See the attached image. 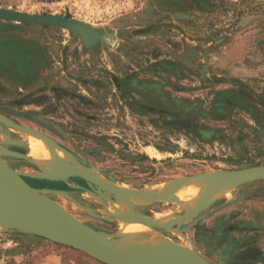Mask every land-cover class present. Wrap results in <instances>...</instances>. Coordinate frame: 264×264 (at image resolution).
Segmentation results:
<instances>
[{
  "label": "rangeland",
  "instance_id": "rangeland-1",
  "mask_svg": "<svg viewBox=\"0 0 264 264\" xmlns=\"http://www.w3.org/2000/svg\"><path fill=\"white\" fill-rule=\"evenodd\" d=\"M0 7L69 17L101 35L85 48L64 28L0 20V108L9 109L0 115L84 161L111 193L71 174L27 176L34 188L114 240L122 241V220L139 214L177 222L169 240L211 264L247 261L251 244L264 258V179L235 185L196 216L182 199L126 209L104 198L119 200L116 187L158 191L185 177L264 165V0H0ZM176 119L194 127L163 122ZM27 132L0 123V143L41 163L24 145ZM3 150L18 172L42 173ZM8 228L0 227V264H56L53 250L66 248Z\"/></svg>",
  "mask_w": 264,
  "mask_h": 264
},
{
  "label": "water",
  "instance_id": "water-1",
  "mask_svg": "<svg viewBox=\"0 0 264 264\" xmlns=\"http://www.w3.org/2000/svg\"><path fill=\"white\" fill-rule=\"evenodd\" d=\"M0 20L25 25L56 26L64 28L81 36L84 39L85 48L93 47L101 38L100 32L96 31L93 27L85 25L75 19H68L60 15H35L0 7ZM151 29L152 27L139 29L136 30L134 34L138 36L144 35L149 33ZM114 79L117 82V78ZM4 110L7 111L8 109L5 108ZM0 117V123H4L10 128L27 130L44 138L45 140L53 141L48 136L37 130L30 129L16 123H9L3 119L1 115ZM163 122L166 126L182 128L184 130H191L194 127L193 121L187 119L164 120ZM0 146L5 148L2 153L7 156L24 159L27 162L36 165L42 171L41 174L35 175L18 172L13 169L0 155V200L11 205L17 213V216L13 217L12 222L8 223L10 226L8 229L18 230L77 250L102 264H155L158 254L145 255L119 248L116 243L118 240H114V235L102 233L78 220L52 198L43 194L40 190L32 187L25 179L29 176L49 181H60L64 177L56 178L49 176L45 169L34 159L29 157V155L17 153L8 148L11 145H2L0 143ZM71 157L75 161V158L72 155ZM75 164L77 166L70 164L65 166L67 175L71 174L77 177H82L106 190V187L91 174L90 169L77 161H75ZM219 174L224 177L223 179L226 182H240L243 184L264 179V165L237 171L219 172ZM136 192V195H146V191ZM63 193L68 194L66 192ZM104 198L113 204L117 203V200H112L106 195H104ZM174 200L176 202L179 201L176 199ZM169 201L171 200L169 199ZM207 208L208 207L199 209L193 216L201 214ZM135 220L158 229L168 235L164 225L159 220L151 218L143 219L140 217H136ZM165 264L211 263L198 255L196 260L192 262L167 261Z\"/></svg>",
  "mask_w": 264,
  "mask_h": 264
},
{
  "label": "bare ground",
  "instance_id": "bare-ground-1",
  "mask_svg": "<svg viewBox=\"0 0 264 264\" xmlns=\"http://www.w3.org/2000/svg\"><path fill=\"white\" fill-rule=\"evenodd\" d=\"M25 144L31 150L36 151L38 157L41 158V163L38 160L36 162L43 166L47 174L51 177L61 178L65 175L67 176L65 166L67 164L72 165V163L75 162L74 159L70 157L71 155L68 156L69 154L67 151L62 149L56 142L45 140L30 131H28L25 136L24 145ZM223 178L224 177L219 173L215 175L204 174L198 177L188 178L184 181H179L177 184L169 185L158 191H148L146 192V195L143 196L136 195L135 193L137 192L131 193V191H120V189L116 187V192L120 201L117 199V203L113 205L119 206L121 203L122 207L128 209L129 207H136L137 205H147L157 200L170 199L173 201L174 199H182L186 210L190 211H188V214L191 215L196 213L199 209L209 207L211 203L216 201L222 195L229 194L232 187L241 184L240 182H226ZM102 180L105 181V179ZM103 182L101 183L106 187L107 192L111 193L110 188H108ZM105 183L109 182L105 181ZM124 213L133 216L131 211L126 210ZM122 215L128 217L124 214ZM15 216H17L16 210L11 205L0 200V227L4 224L9 226L8 223H11ZM136 217L149 219L140 216L139 214L134 215L132 218H124L122 220L123 222H121V227L124 231L121 232L122 234L119 233L118 235L120 239L122 238V241L116 242L119 248L145 255L158 254L155 264H165L167 261L192 262L196 260L199 254L187 244L184 243V245L178 246L176 243L169 240L166 233L142 222L136 221ZM183 219L184 218H182V220ZM124 220H127L128 222ZM176 223L170 222L169 224L162 222L165 230L171 232L172 229H176ZM135 224H140L142 227L136 226Z\"/></svg>",
  "mask_w": 264,
  "mask_h": 264
},
{
  "label": "flooded vegetation",
  "instance_id": "flooded-vegetation-1",
  "mask_svg": "<svg viewBox=\"0 0 264 264\" xmlns=\"http://www.w3.org/2000/svg\"><path fill=\"white\" fill-rule=\"evenodd\" d=\"M5 108H0V111L1 112H5V113H7V112H9V109L7 110V111H5L4 110ZM10 149H12V150H14V151H23L24 149H19L18 147H10ZM84 165H85V162L84 161H81ZM201 175H204V174H201ZM198 176H200V175H198ZM106 178H108L109 180H111L110 179V176H108V175H106ZM26 179V181L32 186V187H34L29 181H28V179L27 178H25ZM60 184H62V183H60ZM59 184V185H60ZM50 189H54V190H58L59 189V186H54V185H51V186H48ZM82 192H86V191H82ZM106 192V191H105ZM237 230V227H235V231ZM255 246V244H251V245H249L248 246V251L247 252H245L246 253V256L248 257V259H247V261L246 260H244L243 258H237V259H235L234 260V262H231L232 264H256V263H259V262H262V261H264V258H262V257H258L257 256V252L255 251V250H250L252 247H254ZM237 251V250H236ZM240 251H241V249H240Z\"/></svg>",
  "mask_w": 264,
  "mask_h": 264
},
{
  "label": "crops",
  "instance_id": "crops-1",
  "mask_svg": "<svg viewBox=\"0 0 264 264\" xmlns=\"http://www.w3.org/2000/svg\"><path fill=\"white\" fill-rule=\"evenodd\" d=\"M158 201L162 202L161 200H158ZM69 250L73 251V249L68 248V247L64 248V250H61V251H57L55 249L53 250L54 251L53 255L56 257V258H54V260H56V264H62V262L64 261L65 258L70 259L71 262L68 261V263H70V264H76L75 262H81L82 261L81 259H83V262L85 264H95L96 263L94 260H91L92 258L87 256L86 254H84V255H86L85 257L90 259L92 262L91 261L89 262L88 259H86V258H80L77 254L69 252ZM78 253H79V251H78Z\"/></svg>",
  "mask_w": 264,
  "mask_h": 264
},
{
  "label": "trees",
  "instance_id": "trees-1",
  "mask_svg": "<svg viewBox=\"0 0 264 264\" xmlns=\"http://www.w3.org/2000/svg\"><path fill=\"white\" fill-rule=\"evenodd\" d=\"M69 19V17H67ZM170 239V238H169Z\"/></svg>",
  "mask_w": 264,
  "mask_h": 264
}]
</instances>
